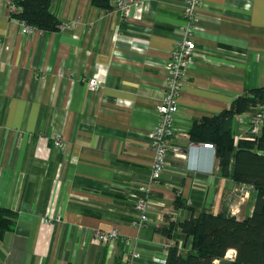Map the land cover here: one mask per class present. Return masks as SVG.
Masks as SVG:
<instances>
[{
    "label": "crops",
    "instance_id": "0c3cea01",
    "mask_svg": "<svg viewBox=\"0 0 264 264\" xmlns=\"http://www.w3.org/2000/svg\"><path fill=\"white\" fill-rule=\"evenodd\" d=\"M9 2L0 0V207L18 219L0 239V264H125L122 238L138 240L134 264H159L170 242L184 243L161 226L218 214L228 199L238 220L252 214L256 193L243 197L223 178L215 150L192 142L190 130L264 87V0H204L168 166L141 227L137 189L150 182L149 136L166 63L183 38L186 0H145L129 18L91 0H52V12L71 27L27 34ZM92 79L96 91L87 87ZM233 130L237 142L246 127L234 121ZM58 134L65 151L53 145ZM113 229L122 236L114 245L95 238Z\"/></svg>",
    "mask_w": 264,
    "mask_h": 264
},
{
    "label": "trees",
    "instance_id": "16d2710c",
    "mask_svg": "<svg viewBox=\"0 0 264 264\" xmlns=\"http://www.w3.org/2000/svg\"><path fill=\"white\" fill-rule=\"evenodd\" d=\"M21 9L14 17L39 31H59L61 21L52 12V0H14ZM114 0H91L94 7L112 10ZM264 100V87L253 89L249 95L236 98L220 114L195 122L190 130L192 142L215 146L219 174L237 186H249L256 193L252 214L243 221L237 219L228 203L218 214H192L177 224L161 226L158 231L174 238V231L184 239L168 250L165 264H216L234 253L230 264H264V132L257 137H242L237 142L234 121L237 116L252 112ZM175 207L181 202L178 196ZM185 206L186 204H182ZM18 215L0 207V239L14 231ZM182 248V249H181Z\"/></svg>",
    "mask_w": 264,
    "mask_h": 264
},
{
    "label": "built area",
    "instance_id": "2783aa9c",
    "mask_svg": "<svg viewBox=\"0 0 264 264\" xmlns=\"http://www.w3.org/2000/svg\"><path fill=\"white\" fill-rule=\"evenodd\" d=\"M142 1L145 0H114L112 2V10L118 11L124 18H129L132 8ZM204 3V0H186L183 14L185 23L181 28L183 38L176 43L166 63L164 95L157 109L159 117L158 123L149 136L154 151L150 182L148 186L139 187L137 189L135 211L138 215V220L134 222L137 227H141L147 222V212L151 193L160 185L162 176L168 166L167 159L171 149V142L176 135L174 123L180 109L179 99L181 97L187 70L196 63V43L193 33L197 26L200 10L204 8ZM9 10L14 17V14L18 13L21 9L14 0H10ZM15 20L20 24L23 34L36 31V29L26 24L25 21L17 18H15ZM70 27V22L61 23L59 30L63 31ZM86 83L87 87L92 91H96L100 87V82L95 79L86 81ZM235 122L242 127H246L241 137L260 136L264 128V100L262 103L258 104L254 111L237 116ZM237 139L239 140V138ZM53 145L60 151H65L66 145L63 136L60 134L56 135L53 139ZM204 147L215 150V146L212 144H205ZM250 190H252V188L249 186H241L243 197L248 196ZM230 211L232 214L236 213L233 207H230ZM49 218L50 217L44 219L45 223L51 221ZM121 237L117 229L98 230L95 234V238L105 245H114ZM121 242L124 247L123 260L125 264H134L135 261L140 258L137 248L138 240L122 238ZM173 245H176V242H170L166 246L167 251ZM231 251L234 253H230L229 251L225 259L228 258V260H232L236 253L234 250ZM155 262L165 264L166 260L156 259Z\"/></svg>",
    "mask_w": 264,
    "mask_h": 264
},
{
    "label": "rangeland",
    "instance_id": "374dc122",
    "mask_svg": "<svg viewBox=\"0 0 264 264\" xmlns=\"http://www.w3.org/2000/svg\"><path fill=\"white\" fill-rule=\"evenodd\" d=\"M229 201H230V199H228V205H229V209H230V207H231V205H230V203H229ZM236 212V211H235ZM226 260H228V258L226 259ZM230 260H228V261H223V263L222 264H230V262H229Z\"/></svg>",
    "mask_w": 264,
    "mask_h": 264
}]
</instances>
